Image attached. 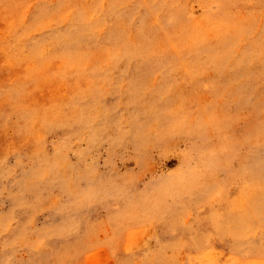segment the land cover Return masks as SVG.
<instances>
[{
    "label": "rangeland",
    "instance_id": "374dc122",
    "mask_svg": "<svg viewBox=\"0 0 264 264\" xmlns=\"http://www.w3.org/2000/svg\"><path fill=\"white\" fill-rule=\"evenodd\" d=\"M210 254L264 264V0H0V264Z\"/></svg>",
    "mask_w": 264,
    "mask_h": 264
},
{
    "label": "bare ground",
    "instance_id": "6f19581e",
    "mask_svg": "<svg viewBox=\"0 0 264 264\" xmlns=\"http://www.w3.org/2000/svg\"><path fill=\"white\" fill-rule=\"evenodd\" d=\"M143 235V234H142ZM103 250V249H102ZM209 256V258H208V260H207V262H206V264H217V262H216V257H215V255L214 254H210V255H208ZM203 259V258H202ZM201 261V260H200ZM202 262H203V260H202ZM228 262V261H227ZM229 263V262H228ZM205 264V263H204ZM230 264V263H229ZM233 264V263H232ZM234 264H244V263H242V262H240V261H237V262H235ZM247 264H256V263H254V261H250V262H248Z\"/></svg>",
    "mask_w": 264,
    "mask_h": 264
}]
</instances>
